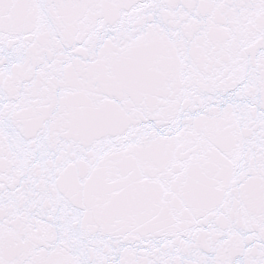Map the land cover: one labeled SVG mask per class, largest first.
<instances>
[{
    "label": "snow or ice",
    "instance_id": "obj_1",
    "mask_svg": "<svg viewBox=\"0 0 264 264\" xmlns=\"http://www.w3.org/2000/svg\"><path fill=\"white\" fill-rule=\"evenodd\" d=\"M0 264H264V0H0Z\"/></svg>",
    "mask_w": 264,
    "mask_h": 264
}]
</instances>
